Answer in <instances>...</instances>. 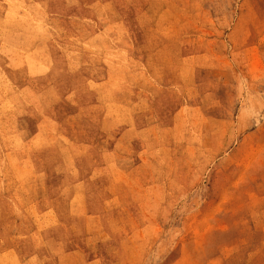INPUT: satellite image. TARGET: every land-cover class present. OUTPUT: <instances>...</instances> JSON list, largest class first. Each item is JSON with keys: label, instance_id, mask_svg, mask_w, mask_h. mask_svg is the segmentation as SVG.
I'll list each match as a JSON object with an SVG mask.
<instances>
[{"label": "rangeland", "instance_id": "1", "mask_svg": "<svg viewBox=\"0 0 264 264\" xmlns=\"http://www.w3.org/2000/svg\"><path fill=\"white\" fill-rule=\"evenodd\" d=\"M1 263L264 264V0H0Z\"/></svg>", "mask_w": 264, "mask_h": 264}, {"label": "bare ground", "instance_id": "2", "mask_svg": "<svg viewBox=\"0 0 264 264\" xmlns=\"http://www.w3.org/2000/svg\"><path fill=\"white\" fill-rule=\"evenodd\" d=\"M45 7V6H44ZM112 14V13H111ZM50 34V33H49ZM49 37V36H48ZM29 42V41H28ZM18 47V46H17ZM42 49V48H41ZM69 53V52H68ZM36 61V60H35ZM42 63V62H41ZM45 64V63H44ZM34 75V74H33ZM90 83V82H89ZM35 98V97H34ZM5 115V114H4ZM49 116V115H48ZM46 117V116H45ZM43 120V119H42ZM41 121V120H40ZM8 125V124H6ZM102 125V124H101ZM44 128V127H43ZM2 133V132H1ZM3 134V133H2ZM18 136V135H17ZM15 137V136H14ZM18 139V138H17ZM8 144V143H7ZM20 144V143H19ZM6 147V146H5ZM13 151V150H12ZM21 159V158H20ZM28 166V165H27ZM34 169V168H33ZM55 170V169H54ZM7 171V170H6ZM5 171V172H6ZM69 171V170H68ZM33 172V171H32ZM7 182V181H6ZM16 188V187H15ZM80 193V192H79ZM80 195V194H79ZM80 197V196H79ZM19 198V197H18ZM77 198V197H76ZM23 203V202H22ZM51 208V207H50ZM55 219V218H54ZM43 220V219H42ZM44 225V224H43ZM2 259V258H1ZM2 264V263H1Z\"/></svg>", "mask_w": 264, "mask_h": 264}]
</instances>
